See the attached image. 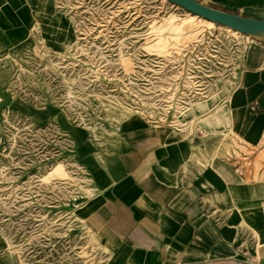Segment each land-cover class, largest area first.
Returning a JSON list of instances; mask_svg holds the SVG:
<instances>
[{
  "label": "rangeland",
  "instance_id": "1",
  "mask_svg": "<svg viewBox=\"0 0 264 264\" xmlns=\"http://www.w3.org/2000/svg\"><path fill=\"white\" fill-rule=\"evenodd\" d=\"M44 3L61 32L73 21L76 40L64 47L44 36L58 52L39 38L26 53L3 48L0 232L17 264H105L106 239L78 213L91 181L69 134L47 117L57 106L98 143L135 115L224 146L223 122L210 119L224 114L260 39L169 0H57L61 11Z\"/></svg>",
  "mask_w": 264,
  "mask_h": 264
},
{
  "label": "crops",
  "instance_id": "2",
  "mask_svg": "<svg viewBox=\"0 0 264 264\" xmlns=\"http://www.w3.org/2000/svg\"><path fill=\"white\" fill-rule=\"evenodd\" d=\"M201 1L264 19V0ZM72 27L71 34L61 32L44 0H0V63L4 46L18 55L38 38L58 52L44 36L55 35V43L66 47L76 40L73 21ZM259 39L246 49L224 114L210 119L213 125L223 122L224 146L201 144L135 115L98 143L85 128L67 122L57 106L47 117L44 124L53 122L69 134L91 181L92 193L78 213L106 239L105 264H264V38ZM0 264H17L1 232Z\"/></svg>",
  "mask_w": 264,
  "mask_h": 264
},
{
  "label": "water",
  "instance_id": "3",
  "mask_svg": "<svg viewBox=\"0 0 264 264\" xmlns=\"http://www.w3.org/2000/svg\"><path fill=\"white\" fill-rule=\"evenodd\" d=\"M186 10L244 34L264 38V19L208 5L201 0H169Z\"/></svg>",
  "mask_w": 264,
  "mask_h": 264
},
{
  "label": "bare ground",
  "instance_id": "4",
  "mask_svg": "<svg viewBox=\"0 0 264 264\" xmlns=\"http://www.w3.org/2000/svg\"><path fill=\"white\" fill-rule=\"evenodd\" d=\"M192 13V12H191ZM194 14V13H193ZM197 15V14H196ZM198 16H200V15H198ZM200 17H202V16H200ZM202 18H204V17H202ZM204 19H206V18H204ZM206 20H209V19H206ZM209 21H211V22H214V21H212V20H209ZM223 26H225V25H223ZM226 28H228V29H231L232 31H234L235 33H241V34H244V33H242V32H239V31H237V30H235V29H232V28H230V27H228V26H225ZM248 35V34H247Z\"/></svg>",
  "mask_w": 264,
  "mask_h": 264
}]
</instances>
